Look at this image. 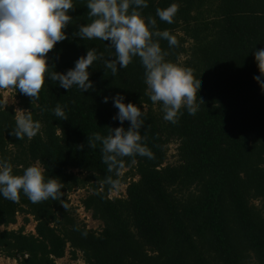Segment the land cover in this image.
<instances>
[{
	"label": "trees",
	"instance_id": "16d2710c",
	"mask_svg": "<svg viewBox=\"0 0 264 264\" xmlns=\"http://www.w3.org/2000/svg\"><path fill=\"white\" fill-rule=\"evenodd\" d=\"M175 3L171 24L156 9ZM86 0H74L68 38L48 53L55 71L66 72L87 49L101 57L90 66L94 90H65L48 81L31 98L14 90L18 108L40 122L29 139L11 135L15 107L0 93V160L13 174L39 161L45 177L60 185L57 199L31 202L22 192L13 202L0 196V256L17 264H57L67 250L84 264H264V92L253 51L264 48V0H147L141 9L168 30L177 43L158 40L165 59L190 68L200 88L195 114L182 107L175 124L163 119L160 103L146 94L144 67L134 57L116 76L104 67L114 56L108 41L73 35L90 22ZM117 93L125 103L143 104L142 144L151 158L124 157L119 176L107 172L100 142L89 148L93 133L102 136L121 124L117 109L103 102ZM59 104L66 120L53 109ZM124 128L129 126L125 121ZM177 161L168 164L169 147ZM118 180L113 188L105 182ZM126 186L125 195L110 194ZM86 191L81 207L101 223L88 229L70 206L69 195ZM24 216V226L10 230ZM29 218L35 233H26Z\"/></svg>",
	"mask_w": 264,
	"mask_h": 264
},
{
	"label": "clouds",
	"instance_id": "9594fccd",
	"mask_svg": "<svg viewBox=\"0 0 264 264\" xmlns=\"http://www.w3.org/2000/svg\"><path fill=\"white\" fill-rule=\"evenodd\" d=\"M85 6L90 22L79 25L73 35L81 40L109 42L115 55L104 61V67L111 70L113 76L118 68H127L134 57H139L144 67L146 94L154 104L160 103L163 119L175 124L185 106L188 117L195 114L193 98L200 84L194 80L190 68L167 61L158 40H153L159 37L167 40L169 46L177 43L168 30L157 29L155 19L143 15L141 9L147 7V0H86ZM74 8V0H0V89L14 88L30 97L31 102L39 98L46 78L65 90L73 86L84 93L94 90L89 69L101 58L95 48H88L66 72L53 70L55 65L49 63L48 53L58 42L68 38L66 29L73 19L69 13ZM176 12L177 5L173 3L165 9L157 8L156 16L171 24ZM253 55L259 71L253 79L264 92V48L254 50ZM109 100L117 109L113 119L121 126L110 128L107 136L93 133L88 146L95 148L100 142L101 159L107 165V172L119 176L124 157L151 158L152 153L142 144L140 134L143 104L125 103L120 93L103 98L104 103ZM53 114L67 119L59 104ZM14 116L11 135L19 140L31 139L37 134L41 124L34 120L31 110L17 108ZM125 121L129 124L127 128L122 126ZM105 182L113 188L118 186V180L111 176H107ZM59 187L55 178L46 179L45 168L39 161L16 175L7 160H0V196L5 199L15 202L22 192L33 203L49 198L56 200Z\"/></svg>",
	"mask_w": 264,
	"mask_h": 264
},
{
	"label": "rangeland",
	"instance_id": "374dc122",
	"mask_svg": "<svg viewBox=\"0 0 264 264\" xmlns=\"http://www.w3.org/2000/svg\"><path fill=\"white\" fill-rule=\"evenodd\" d=\"M0 93L3 96V102L8 106H14L15 109L18 108V101L16 100V96L14 93V90L11 88L7 89H0ZM177 145L172 144L169 147V153H168V164H175L177 161ZM126 192V186H121L115 191H113L110 196L111 198H119L125 195ZM86 195V191L84 190H76L73 193H71L68 197L70 206L75 209L76 214L79 217V220L83 222L87 226L88 229L99 231L101 229V223L98 221L93 220L90 216V213H85L83 208H81V200ZM24 216L20 215L18 217V223L15 226H11L10 230H19L24 226ZM35 226L36 223L34 222L33 218H29V222L27 225H25V232L26 233H35ZM0 230H3V228H0ZM0 264H17L15 260L6 259L3 256H0ZM57 264H84L82 256L80 253H77L76 258L74 259L72 257V254L69 250H67V253L64 258L57 260Z\"/></svg>",
	"mask_w": 264,
	"mask_h": 264
}]
</instances>
